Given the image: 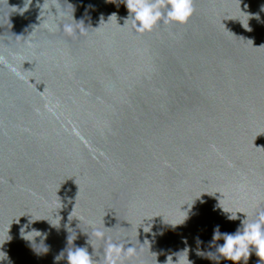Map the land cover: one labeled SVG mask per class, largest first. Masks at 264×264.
Instances as JSON below:
<instances>
[{"label": "water", "instance_id": "water-1", "mask_svg": "<svg viewBox=\"0 0 264 264\" xmlns=\"http://www.w3.org/2000/svg\"><path fill=\"white\" fill-rule=\"evenodd\" d=\"M262 5L193 0L186 23L141 34L123 4L0 0V264L74 247L217 264L196 254L214 227L264 210Z\"/></svg>", "mask_w": 264, "mask_h": 264}, {"label": "clouds", "instance_id": "clouds-1", "mask_svg": "<svg viewBox=\"0 0 264 264\" xmlns=\"http://www.w3.org/2000/svg\"><path fill=\"white\" fill-rule=\"evenodd\" d=\"M105 2L113 3L117 6L123 4L127 9V17L125 18L124 24L130 21L132 28L141 34L150 32L160 23L184 24L194 12L193 0H105ZM87 10L86 8L85 12ZM261 11H264V5L261 6ZM256 18L259 20L258 15H256ZM65 27L66 30H71L70 25H66ZM237 213L243 212L237 211L234 215L230 213L227 219H238ZM167 223L173 227L180 224L177 223L174 225L170 222ZM30 232L32 231L25 232L24 228H21V236L28 241L30 240L26 238L25 234ZM95 235L98 239L103 237V233L99 231ZM219 240H223V243H216ZM197 242H200L199 238H197ZM209 243L210 246L215 245V252H203L198 249L196 254L215 260L217 264L221 259L232 261L233 264H237L240 261L246 264L250 252L253 251L260 258V261L264 260V210L257 211L254 219H247L245 214V218L241 220L235 231L231 233L221 232L219 225H216ZM106 251L109 260H111L112 254L114 252L118 253L120 248L119 246L109 244ZM132 251V247H128V253L131 254ZM44 252H47L46 247ZM4 259H6V254L4 257H0V260ZM61 259H66L67 264H93L92 256L86 247H74L61 250L54 257V264ZM176 261L179 264L178 257Z\"/></svg>", "mask_w": 264, "mask_h": 264}]
</instances>
